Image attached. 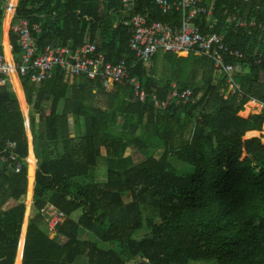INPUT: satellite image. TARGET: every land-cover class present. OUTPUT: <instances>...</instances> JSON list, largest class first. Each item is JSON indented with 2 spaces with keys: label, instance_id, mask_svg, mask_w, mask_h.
<instances>
[{
  "label": "trees",
  "instance_id": "trees-1",
  "mask_svg": "<svg viewBox=\"0 0 264 264\" xmlns=\"http://www.w3.org/2000/svg\"><path fill=\"white\" fill-rule=\"evenodd\" d=\"M214 1L212 32L225 34V43L244 54L241 60L228 58L241 65L236 75L241 92H222L213 84V61L201 54L183 82L179 73L160 80L155 69L147 70L141 62L133 69L148 91L158 89L163 103L174 81L192 90V102L167 103L160 110L151 98L135 101L129 85L107 89L58 66L40 83L30 75L22 77L30 106L28 130L18 94L11 84L0 83V264L15 263L25 203L31 198L28 133L38 164L23 264H75L82 256L87 264H131L134 259L140 264H264V144L262 137L246 138L250 131H262L264 109L249 118L240 116L250 101L264 104V0ZM17 2L10 0L14 7ZM9 6V0H0L1 36ZM128 6L124 0H20L13 23L27 19L41 25L42 31L34 32L39 50L50 44L76 49L90 40L108 60L131 63L133 29L122 20L127 12L174 24L180 23L181 13L163 14L155 0ZM8 14L4 44L12 18ZM235 15L256 20V26L241 27L232 20ZM200 27L207 32L203 22ZM12 48L21 60L13 32ZM5 49L12 55L10 46ZM165 54L179 65L187 63V69L191 64V54ZM13 76L21 91L18 76ZM9 141L18 143L14 152L23 163L20 172L11 165ZM160 149L163 153L156 158ZM99 158L109 165L101 184L94 179ZM173 158L194 173L180 174ZM33 168L31 164V188ZM48 206L66 215L52 239L42 214ZM149 209L154 217L145 216ZM142 230L143 236L136 238ZM23 244L22 237L18 264Z\"/></svg>",
  "mask_w": 264,
  "mask_h": 264
},
{
  "label": "built area",
  "instance_id": "built-area-1",
  "mask_svg": "<svg viewBox=\"0 0 264 264\" xmlns=\"http://www.w3.org/2000/svg\"><path fill=\"white\" fill-rule=\"evenodd\" d=\"M124 3L133 7L136 0H124ZM155 3L163 14H169L173 10L180 12L181 21L178 24L164 23L151 20L147 14H131L125 24L133 29L130 38V47L135 53L133 64L125 58L118 62L108 60L106 53L99 50L96 43L90 40H86L76 49L64 44H50L39 50L34 32L40 33L41 25H32L27 19L13 23L11 32L17 36L22 48L21 60L15 57L12 62L8 60L4 52H0V82L7 84L10 75L17 73L22 81L23 76L30 75L32 81L40 83L50 78L56 67L60 66L71 68L75 74L86 76L95 84L99 81L109 87L113 83L130 85L133 87L136 101L146 102L151 98L156 109L160 110L167 103L161 102L156 93L149 94L142 88L131 69L137 62L147 63L158 51L174 53L185 51L212 59L216 72L226 79L228 92L232 94L241 92L240 84L236 79L241 65L232 63L228 58L241 60L244 54L228 46L222 36L203 32L200 27L203 19L213 17L214 4H207L205 0H155ZM248 24L256 25L254 21L241 22L242 26ZM169 99L177 103H190L192 102V90L179 89L177 84H174ZM9 146L12 148L11 165L14 166L16 172H20L23 169V163L18 159L17 152H14L18 143L9 141ZM3 158L7 160L6 156ZM42 214L49 232H55L56 228L66 220L65 213L53 206L45 207Z\"/></svg>",
  "mask_w": 264,
  "mask_h": 264
},
{
  "label": "rangeland",
  "instance_id": "rangeland-1",
  "mask_svg": "<svg viewBox=\"0 0 264 264\" xmlns=\"http://www.w3.org/2000/svg\"><path fill=\"white\" fill-rule=\"evenodd\" d=\"M19 1V0H18ZM20 2V1H19ZM19 2H17L16 6L13 8V10H11L12 6L10 4V0H9V8L7 9L6 13L8 14L9 11H13V13L15 14L17 10V6L19 4ZM14 14L12 16V20L14 19ZM11 29V23H10V28H9V31ZM6 44V43H5ZM195 54V53H194ZM194 54H191L190 55V59H191V64H189V67L187 69V66L186 64L184 63H181V65H179L177 62H173L172 59L173 58V55H171L169 57V55L163 53L162 51H158L156 54H155V58H151L150 59V63L149 65L147 66V68H151L153 66V63H155V73L156 75H158V77L160 78H168L169 77V74L172 75V73H176L178 74L179 73V79L181 81H183L184 78L188 77V75L190 76V71L194 65V60L196 59L195 57L197 56L194 55ZM194 55V56H193ZM179 56H187V53L186 52H181L179 54ZM172 59V60H171ZM9 60H12V58H10ZM178 64V65H177ZM13 75V74H12ZM201 78V73L200 71L197 72L196 74V77H195V80H200ZM13 82H14V87L17 91V94H18V97H19V100L21 102V106H22V109L24 111V115L26 117L27 120H29L30 116V106L27 104V98H26V92L24 91V88L21 84V91H19V89L17 88L16 86V83L14 81V76H13ZM21 83V82H20ZM112 87V86H111ZM21 93L23 94V96L25 97L23 99V101L21 100ZM228 93V92H227ZM247 113H249L248 111L245 112L244 114L240 115L243 116V115H246ZM70 118V129L72 131V136H74V133H73V130H74V121L72 119V116L70 115L69 116ZM29 127V126H28ZM263 131H264V127H263ZM264 136V135H263ZM28 137H29V155H28V167H29V173H28V178L30 179V165L32 164L33 165V169H34V172H33V175H35V169L37 168V164H38V161L35 160V155H34V151H33V142H32V137H31V134L28 133ZM262 143L264 144V139L262 141ZM163 153V149H160L158 150V152L156 153V158H160V156L162 155ZM30 155L32 158H30ZM171 162H172V165L178 170L180 171L179 173L182 174L183 172H186L185 175H192L194 173V168L189 166V165H186V164H183L181 162H179L178 160L176 159H171ZM108 168H109V165L107 163V160L106 159H102V158H99L97 160V165H96V170H95V173H94V179H95V182L97 183H103V182H106L107 180V171H108ZM34 179V183H35V177L33 178ZM31 181L29 180L28 182V187H27V195L29 193V191H31V198L29 199V205L27 206L26 203H25V207H26V211H25V218H24V221H23V225L25 223L28 222V220L30 221V213H31V210H32V207H33V189H34V183H33V187L31 188V186L29 187V183ZM131 198L130 195H126L125 196V199L126 200H129ZM27 196H26V202H27ZM156 215L155 211L152 209H149L147 213H145V216L148 218V217H154ZM54 235L55 233L54 232H50V235ZM142 234H144L143 230L140 231L137 235H136V238H140V236H143ZM93 238V234H90L88 233L87 234V238ZM101 247L103 248H107L109 246V244H100ZM16 264H18L16 262ZM75 264H87V260L85 257H79L76 261H75ZM131 264H140V261L139 259H134L132 260ZM188 264H219L218 260H199V261H190Z\"/></svg>",
  "mask_w": 264,
  "mask_h": 264
},
{
  "label": "crops",
  "instance_id": "crops-1",
  "mask_svg": "<svg viewBox=\"0 0 264 264\" xmlns=\"http://www.w3.org/2000/svg\"><path fill=\"white\" fill-rule=\"evenodd\" d=\"M20 1V0H19ZM18 1V2H19ZM247 2V1H246ZM205 3H207V4H214V6H215V1L214 0H205ZM133 8V7H131V6H128V8ZM16 11V10H15ZM8 13H12V16H13V11H9ZM128 14H127V18H122V20H123V23L125 24V21H128V19L130 18V16H131V12H127ZM16 14V13H15ZM15 14H14V17H15ZM8 15L9 14H7L6 13V17H5V21H4V29H3V34H2V36H1V34H0V37H2V44H3V51L2 52H4L5 54H6V49H5V44H4V34H5V24L7 23V17H8ZM214 18H215V12H214V15H213V17L212 18H208V19H203L202 21H203V24H204V27L207 29L206 31L208 32V33H213L212 32V30H213V28H214ZM12 20V18L10 19V23H11V25L13 24V21H11ZM234 22H238L239 24L238 25H240L241 27H246V26H242L241 25V22H249V23H251L252 21H254L255 23H256V20H254V19H250V20H246V18H243V17H239V16H237V15H235V16H233V19H232ZM125 25H127V24H125ZM248 25H250V24H248ZM250 26H256V25H250ZM215 34H217V35H220V36H222L223 38H224V40H225V34H223V33H221V34H219V33H215ZM6 45L7 46H10V48H11V53H12V60H10V61H14V59H15V57H16V55H15V53H14V51H13V48H12V32H11V29H10V31L8 32V42H6ZM163 52V51H162ZM185 52V51H184ZM163 53H167V52H163ZM171 53H174V52H171ZM187 53V55H189V54H194V53H188V52H186ZM175 54H177V55H179L180 53H175ZM196 54V53H195ZM7 56V55H6ZM194 56V55H193ZM196 58V57H195ZM123 59V58H122ZM121 60V59H120ZM135 61H133V62H129L130 64H133ZM142 63V62H141ZM149 63H150V61H148L147 63H143V65L145 66V68L147 69V70H150V68L148 69L147 68V66L149 65ZM184 64H187V63H185V62H183ZM138 64H140L139 62H137V64H135L134 65V67L131 69V72H132V74H133V69L136 67V65H138ZM155 63H153V66L151 67V68H153V69H155L154 67H155V65H154ZM213 66H214V63H213ZM13 74V73H12ZM10 75V79H9V81H8V83L7 84H11L12 85V87H13V89L16 91V89H15V87H14V83H13V75ZM17 76H18V78H19V80H20V82H21V84H22V86H23V88H24V91H25V86H24V82L20 79V77H19V75L17 74V73H15ZM190 74V73H189ZM171 74H169V76H170ZM133 76H135L137 79H138V81H139V83H140V85H141V87L142 88H144L149 94H152V93H156L157 94V96H158V98H159V93H158V89L156 88V87H154V88H152V90L151 91H148L147 90V88L146 87H144L143 86V84H142V82H141V80L139 79V77L137 76V75H135V74H133ZM156 77L157 78H159L160 80L162 79V78H160V77H158V75H156ZM188 77H189V75H188ZM188 77H186V78H184L183 79V81H186L187 79H188ZM222 80H224V86H223V88L221 87V85L220 84H223V82H222ZM181 81V80H180ZM183 81H181V82H183ZM1 84H4V83H2V82H0ZM115 84H118V83H113V85H111L112 87L115 85ZM174 84H177L176 83V81H174V83L172 84V87H171V89H170V91H169V93H168V100H166L167 101V103H172V102H176L175 100H172V99H169V98H171V93H172V90H173V85ZM213 84H216L218 87H219V89L223 92H228L229 90H228V85H227V83H226V79L222 76V75H219L217 72H216V69H215V66H214V79H213ZM121 85H123V84H121ZM102 86L103 87H106L107 89H111L112 87L110 86H106V85H103L102 84ZM130 86V85H129ZM178 86V85H177ZM132 87V86H131ZM179 87V86H178ZM132 89H133V87H132ZM179 89H181L180 87H179ZM190 89V88H189ZM16 93H17V91H16ZM133 97H134V90H133ZM26 98H27V96H26ZM134 100H135V97H134ZM136 101V100H135ZM169 101V102H168ZM138 102V101H137ZM153 102V101H152ZM177 103V102H176ZM153 104H154V102H153ZM178 104V103H177ZM250 104V105H249ZM155 106V105H154ZM156 108V107H155ZM263 109H264V104L263 103H260V102H258V101H256V100H252V101H250L247 105H246V107H245V110H243V111H248L249 112V114L248 115H244V116H242V117H244V118H249V117H251L252 115H256V114H262L263 113ZM242 111V112H243ZM241 112V113H242ZM241 116V115H240ZM29 120H27V122H26V125H27V128H28V126H29V122H28ZM264 127V126H263ZM28 130H29V128H28ZM255 132H258L259 134L258 135H256V134H251V133H255ZM264 131H263V129H262V131H250V132H248L247 133V136H246V138L247 139H250V138H253V137H262V141H263V139H264ZM29 138V137H28ZM35 160H37L36 159V157L34 158ZM35 173H36V169H35ZM34 177H35V175H34ZM30 180V179H29ZM29 182V181H28ZM34 185H35V183H34ZM33 191H34V189H33ZM34 194V193H33ZM33 200H34V198H33ZM9 205H11V202H9L7 205H6V208H7V206H9ZM31 212H32V210H31ZM30 215H31V213H30ZM29 215V216H30ZM28 225H29V220H28V222L26 223V226H25V230H24V225H22V231H21V235H20V239H19V244H18V249H17V256H16V259H15V263L14 264H16V260H17V258H18V254H19V249H20V244H21V241H22V237H23V239H24V244H23V248H22V255H21V262H20V264H23V257H24V248H25V242H26V235H27V230H28ZM46 228V227H45ZM47 232H48V229L46 230ZM24 232V233H23ZM55 233V232H54ZM48 235H49V237L52 239V238H54L55 236H56V233L54 234V235H50V232H48Z\"/></svg>",
  "mask_w": 264,
  "mask_h": 264
},
{
  "label": "bare ground",
  "instance_id": "bare-ground-1",
  "mask_svg": "<svg viewBox=\"0 0 264 264\" xmlns=\"http://www.w3.org/2000/svg\"><path fill=\"white\" fill-rule=\"evenodd\" d=\"M11 8H12L11 10H13L14 6H12ZM7 58H8V60H9L10 58H12V55L7 56ZM13 74H14V73H13Z\"/></svg>",
  "mask_w": 264,
  "mask_h": 264
}]
</instances>
